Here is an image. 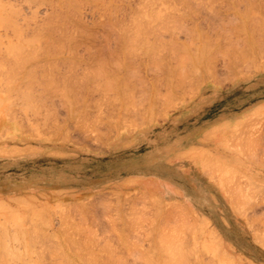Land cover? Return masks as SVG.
I'll use <instances>...</instances> for the list:
<instances>
[{
	"label": "rangeland",
	"instance_id": "374dc122",
	"mask_svg": "<svg viewBox=\"0 0 264 264\" xmlns=\"http://www.w3.org/2000/svg\"><path fill=\"white\" fill-rule=\"evenodd\" d=\"M113 1V5H117L118 9L117 11L115 7L114 16L110 15L109 11L107 12V8H105V4L103 6L101 5L102 3L99 4V1V3H94V1L89 4L83 3L75 13L74 20H77V22L73 21V16L71 17V23H74L71 24V27L73 26L76 31L78 28L80 30L78 34L74 30V34L71 35L73 44L71 45L70 43L68 50L51 51V54H55L53 56L47 51L48 47L47 43L44 42L45 38L41 36V33L35 31L44 26L48 17L54 13L52 3L56 2V0H0V15L3 10L4 12H9L17 25L22 29L21 32L23 34L21 33L22 36L19 34V38L24 36L23 39H19L14 35L12 28L0 26V203L4 204V208L0 206V224L6 221V224L11 229H15L14 225L16 224L11 221L12 217L15 218L17 216L21 223H23L24 228L26 227L33 234V244L36 242V245L34 244L35 250L43 258H46V261L42 264H61L63 258L59 259L58 256L62 255V252L64 254L67 253V257L73 259L74 264H90L83 262L79 257L91 258V250L94 254V251L99 253L97 254L98 256L100 255L99 258L101 259L99 263L102 264V259L104 261L108 254H111V250L109 251L110 253L105 250L109 248L113 249V256L122 258L123 264H148L151 258L155 260H150L152 264H164V262L166 264H171V262H173L172 264H196L200 262L199 257L209 264H211L210 262L218 264L217 260H220L219 257L225 259L224 262L223 259L221 260L222 264H264V245L262 244L264 243V221H261L262 225L259 221V218H264L263 55L260 56L257 53H252V56L251 52H249V55L253 57V61L246 59L244 63H241L244 65H240L239 70L233 73H226L222 66L219 65V72L216 76H213L214 78L206 76L205 79L203 76L199 80L197 79L196 82H191L192 84L187 83L189 86L186 85L185 91L181 90L184 93L180 91V93H176L177 96L173 95L174 98H170L173 100L169 99V102L172 101L171 103H168L166 99L164 100V95L162 94L163 96L157 102L158 104L156 103L154 107L151 106L153 109L149 108L148 105L146 106V104H141L140 108H138V112L140 113H136V111V114H133L135 109L133 111L130 110V114L126 111H117L119 107L116 108V102L112 97L113 92L109 91L106 93L97 90L96 87L102 83L99 82V79L97 81L96 79L90 80L87 84L88 91L82 93L84 96L79 98V101L76 102L77 105L75 104V108L73 106L70 109V106L67 105L68 98L65 96L66 94L70 95L68 87L66 88L65 85L67 86L68 80L71 77L73 79L77 77V81H82L87 73L91 74L95 71L94 67L99 62H104V59H107L106 64L110 66L112 61L122 54L120 53V50H122L120 47L122 46V41H124L122 39H125L124 36L126 35V38L128 36L132 37L135 35L133 32H137L140 28L138 26V29L135 27L136 22L139 25L138 22L142 21L140 24L144 26H140L146 29L144 23L147 19H151L153 21H150L152 27L148 26L147 29H154L158 25V20L161 24L167 23L166 27H169V25L172 27L174 21L178 20V23L175 22L178 25L183 19V22L184 20L185 22L188 20V26L193 24L195 27H198L199 31L202 30L201 27L207 31L211 26L216 27L218 31H221L223 27L234 30L236 28L235 31H237V27L241 24L242 26L246 25V27L241 28L239 33L235 32L231 37L233 40L242 42L246 41L245 39L248 37L250 39H255L258 36L262 38L264 34H261L264 32V0H250L251 3H255L252 4L255 5L251 11L252 13L249 11L250 15L244 13V11L249 10L247 7H252L249 0H247V3L249 2L250 4L241 0ZM100 5L104 8H100ZM141 6L144 7L142 8ZM229 7L233 8L229 9ZM185 8L192 9L183 10ZM193 9H199L198 12L202 13L200 20H198L200 18L199 14L197 16L196 13H193ZM215 11L221 12V17L216 18L219 15H214ZM176 12L182 15L186 13L187 15H183L185 18L181 19V15ZM191 14L197 16H195V24L192 23L195 19H192L193 15ZM137 15H139L138 18ZM247 15H249L250 20L247 18ZM255 15L257 16L254 17ZM258 16L262 19L257 18ZM115 17L119 18L116 19ZM153 19H157V21ZM247 19L250 24L260 25V28L258 25V29L262 32H257L259 35L255 33L258 36H254V33L250 31L252 25L248 28L250 24ZM197 21L202 22L199 23ZM147 22L149 23V20ZM185 22L183 24L185 28L179 27V32L173 29L175 30L174 32L171 29L172 32L163 30L165 32L162 33L160 32L161 30L157 29L160 32L158 35L157 32L151 33L153 34L151 35L152 37L149 34H147L149 37L145 35L146 39L147 37L150 38V40H147L153 42L154 45L149 42V44L147 43L142 46V42L139 40L137 46L141 47H139L140 50L138 49L137 52L140 53H137L135 56L136 60L132 61V65L138 69L139 74H137L138 76L136 75L133 82L135 87H146L145 83L147 81L148 84L153 82L155 78H158L154 71L157 68L153 69V66L150 68L152 64L151 57L155 50L159 54V56H156L157 58L170 63L176 61L174 57L170 59L174 54L169 56L172 53H169V51H172V48H169L170 50L167 51L169 46H173V42L175 41L173 36H176L175 39L179 40L175 41L178 43L177 46L181 43L184 46L189 45L188 43L190 42V45L192 44L193 37L187 31L185 32L187 28L189 29L188 26L186 28L187 22ZM112 25H115L113 26L115 29H113ZM153 26L155 27L153 28ZM212 27L211 29H214ZM117 28H119L122 39L117 38L119 33L118 31H116L117 33L114 31L118 30ZM253 28L251 27V29ZM243 29H245L246 33L242 32L244 31ZM150 30L147 32L149 33ZM205 31H202V33L208 32ZM184 32L185 34L188 33V37H185ZM33 33L35 35L38 34L39 40H36V36H33ZM154 34L158 36V39L155 38ZM246 35L248 37H245ZM29 36L32 39L34 37L33 44L32 40L28 39L30 38ZM24 38L29 42L31 41V44L25 41ZM171 38L172 41L174 40L173 42L169 41ZM258 38L255 40H263L264 42V36L262 39ZM165 39L169 45L164 41ZM187 40L189 42L186 43ZM136 42L134 41V43ZM159 42L165 43L167 46L163 47L162 44V47H160ZM197 42H193L194 45ZM15 43H22L26 47L24 48L23 45L15 46L18 47V49L16 48L18 52L14 49L11 53L10 50L15 48H11V46H14ZM10 44L12 45L10 46ZM73 45H75V49L72 50L74 52H71L70 55L69 52L71 50L69 51V49H72ZM190 48L187 51L193 52V48L191 50ZM174 49L177 48L174 47ZM113 50L117 53H114ZM111 52L117 56L112 55ZM110 53L114 56L112 61L111 56H109ZM34 55L38 56L35 60L33 59ZM17 57V61H20L19 66L22 65L20 66L22 67L21 69H18V65L16 66ZM101 57L104 58V61L100 59ZM120 57H122L123 61V55ZM25 58H31L32 61L20 60ZM72 59L76 63L73 61L71 63ZM87 63L89 64L87 65ZM146 65L147 68L145 67ZM6 67L11 71L8 72L9 70H6ZM149 68L152 71L148 70ZM50 71H53L52 74H50ZM116 71L118 72V70H114L115 73ZM26 73L33 74L34 77L33 75H31L33 78L31 76L28 77V74V78L24 77ZM118 73L120 74L121 72ZM161 73H159V76H162ZM35 74L37 75L35 76ZM119 74L115 75L120 76ZM141 74L144 75V78L140 77ZM154 76L157 77L154 78ZM138 77L142 79L140 80ZM23 78H27V81L32 78L30 79L32 81L29 80L31 84L28 83L30 85H26L27 81H23ZM34 78H36L35 81H33ZM50 78H52L51 81L54 83L49 82ZM46 81L50 83L49 86L46 83L47 87L45 86ZM142 81H144V85H142ZM148 85L150 86V84ZM196 86L197 89H195ZM64 87L68 91H65ZM51 88L52 91H50ZM28 90L34 93L30 96L32 98L31 102L33 101L32 106L28 104L27 106L25 104L26 101L23 102L24 99L27 100V97H29L28 93L25 92H29ZM60 90L66 92V94L63 95L64 93L62 94ZM23 93L28 96L25 95L26 98L23 97ZM33 95L36 98L35 103ZM54 96L56 97L54 98ZM44 98L46 103L43 101ZM41 100L43 103H41ZM163 102L166 104L163 105ZM145 106L152 109V112L150 110H148L150 113L146 112L144 110L146 109L144 108ZM35 107L37 109H34ZM85 107L87 110H85ZM85 111H88V113ZM141 111L144 112V115H142ZM55 112L57 113L55 114ZM138 115H140L139 118ZM136 117L137 119H135ZM99 118L101 122L98 120ZM81 119L84 120L81 121ZM126 120L131 121L126 122ZM120 121L123 122L121 123ZM106 126L110 127L111 132H109V128ZM152 177L160 178L161 181L153 180L151 179ZM227 178H229V181ZM246 195L249 196L245 197ZM235 196L237 197L235 198ZM187 197H190L192 201H189ZM231 197L233 200L230 199ZM244 199H248L247 203L243 201ZM240 201L242 204L248 205L244 207L245 211L242 210L243 208L241 209L242 204ZM239 203L241 207H239ZM104 205L107 206L105 207ZM77 209L79 212H77ZM43 210L44 212L42 213ZM67 210H70L72 213ZM38 213L43 214V217L40 214L37 215ZM83 213L87 215H83ZM67 214L69 217L65 218V215L68 216ZM182 214L185 217L184 221L181 219L183 216L181 218L178 216ZM63 217L68 223L65 224ZM131 217L134 223L130 220ZM42 218H46L47 220H45V227H47L45 230L47 233L51 235L53 233L55 235L59 234V237L65 227L69 234H72V237L74 236L78 244L68 245L67 243L66 245L65 243L61 246L62 250L60 251L62 252L60 253L58 246L51 245V242L42 239V237H35L37 235L35 231H38L37 229L41 227L40 225L43 222ZM252 218H254V221ZM263 218L260 220H264ZM4 219L5 221L2 222ZM113 220H115V223ZM251 220L256 222L253 224ZM36 224L39 227L37 229L33 228ZM88 229L91 230L88 231ZM150 231L152 232L150 233ZM90 232L91 234H89ZM164 232L167 234H164L162 238ZM172 232L178 233V239L177 236H174V233V237L166 239L168 242H165V237L168 238L169 234L171 236ZM93 234L95 235L93 236ZM89 237L92 239L91 246L94 248L90 247V245V248H86L87 246H85V244L88 245L87 241ZM160 237L162 238V243ZM181 238H184L182 242H180ZM90 241H88L89 244ZM129 241L133 244H129ZM174 241L177 243L174 244ZM104 242L106 244L109 242V244L106 245ZM123 243L128 244L125 245ZM134 243L137 245L135 246ZM159 243L162 247L159 246ZM38 244L41 245L39 246ZM161 244L166 246V250H164L165 248ZM179 244L183 246V253L187 248L191 250H189L190 253L186 250V253H184L186 256L184 258L182 256V259H180L181 257L179 258L180 253L178 252H182L180 250L181 246H178ZM101 245L103 247L106 245V248L103 250ZM138 245L143 249L138 247ZM128 246L130 250L132 249V253L128 249ZM14 248L16 250L19 249L18 255L20 257L17 263L14 262L15 264L26 261L36 264V261L32 262L37 259L36 253L27 251L28 249H26L24 243L21 241L14 242ZM127 249L130 252L129 255ZM159 249H161V252ZM104 251H106L105 254ZM195 251L197 252L199 262L197 260L194 262ZM140 254L148 255L147 258L149 257V260L147 258L144 259H147L146 261L148 262L145 261V263L143 255L140 256ZM138 258L142 260L138 261ZM215 261L217 262L215 263ZM64 263L66 261L62 262V264Z\"/></svg>",
	"mask_w": 264,
	"mask_h": 264
},
{
	"label": "bare ground",
	"instance_id": "6f19581e",
	"mask_svg": "<svg viewBox=\"0 0 264 264\" xmlns=\"http://www.w3.org/2000/svg\"><path fill=\"white\" fill-rule=\"evenodd\" d=\"M94 1V3L95 2H98L99 4H101V5H103V4H105V8H107V12L108 13H110V15H112V16H114V14H115V11H114V9H115V7H116V9H117V5L115 6V5H113V0H56V2H53L52 3V5H53V14H51L49 17H48V19H47V21L45 22V24H44V26H41L39 29H37L35 32H39V33H41L40 35L43 37V38H45L44 39V42H46L47 43V47H48V49H47V51L48 52H50V54H51V51H60V50H68V48H69V45H70V43H71V45L73 44L72 43V37H71V35L72 34H74V30H75V28L72 26L71 27V24H74V23H71V17L73 16V21L75 22H77V20H74V18H75V13L78 11V9L80 8V6L83 4V3H85V4H89V3H91V2H93ZM116 1V0H115ZM180 1V0H179ZM185 1V0H184ZM187 1V0H186ZM241 1H244V2H246L247 3V0L245 1V0H241ZM253 1V0H252ZM255 1V0H254ZM109 2V3H108ZM191 2V1H190ZM249 2H250V0H249ZM247 3V4H250V3ZM144 3H145V1H144ZM243 3V2H242ZM254 3V2H253ZM253 3H251V5L253 4ZM115 4V3H114ZM187 4V3H186ZM199 4V3H198ZM214 4H215V2H214ZM230 4V3H229ZM236 4H239V3H236ZM244 4V3H243ZM255 4V3H254ZM257 4V3H256ZM97 5V4H96ZM99 6L100 8L102 7V6ZM139 5H142V4H139ZM176 5V4H175ZM259 5V4H258ZM98 6V5H97ZM104 6V5H103ZM144 6H145V4H144ZM143 6V7H144ZM183 6V5H182ZM181 6V7H182ZM186 6V5H185ZM202 6V5H201ZM200 6V7H201ZM232 6V5H231ZM248 6H250V5H248ZM254 6L255 5H252V7H247V8H249V10L248 9H246V10H248V11H244V13L246 14H249L252 10H253V8H254ZM142 7V6H141ZM142 7V8H143ZM188 7V6H187ZM196 7V6H195ZM199 7V6H198ZM257 7V6H256ZM102 8H104V7H102ZM119 8V7H118ZM142 8H138V9H142ZM178 8V7H177ZM183 8V7H182ZM202 8V7H201ZM214 8V7H213ZM233 8V7H232ZM231 7H229V9H232ZM251 8V9H250ZM257 8H260V7H257ZM257 8H255L256 10H257ZM99 9V8H98ZM137 9V10H138ZM173 9V8H172ZM180 9V8H179ZM186 9H192V8H185V9H183V10H186ZM195 9H197V8H195ZM200 9V8H199ZM199 9L198 10H194L193 9V13H196L197 14V16H198V14H199V17H200V15H202V13H199L198 11H199ZM203 9V8H202ZM244 9V8H243ZM263 9H264V7H263ZM120 10V9H119ZM170 10V9H169ZM201 10V9H200ZM204 10V9H203ZM209 10V9H208ZM234 10V9H233ZM105 12H106V10H104ZM117 11H118V9H117ZM143 11V10H142ZM175 11V10H174ZM250 11V12H249ZM102 12H103V9H102ZM106 12V13H107ZM121 12V11H120ZM179 12H180V10H179ZM178 12V13H179ZM182 12V11H181ZM185 12V11H184ZM198 12V13H197ZM240 12V11H239ZM104 13V12H103ZM105 13V14H106ZM177 13V12H176ZM177 13V14H178ZM252 13V12H251ZM250 13V14H251ZM255 13H256V11H255ZM13 14V13H12ZM140 14V13H139ZM154 14H156L155 12H154ZM180 14V13H179ZM186 14V13H185ZM185 14H183V15H185ZM211 14V13H210ZM216 14H218L219 16H217ZM234 14V13H233ZM249 14V15H250ZM257 14V13H256ZM181 16H180V18L182 19V18H185V16L183 17V15L182 14H180ZM187 15V14H186ZM191 15H193L194 16V18H193V16H192V19L194 20L195 19V21L194 22H192V23H194L195 24V22H196V15H194V14H191ZM207 15V14H206ZM214 15H216L217 17L216 18H219V17H221V12L219 13V11H215V14ZM237 15V14H236ZM244 15V14H243ZM249 15H247L248 17V19H249ZM259 15V14H258ZM119 16V15H118ZM138 16L139 15H137V18H138ZM196 16V17H195ZM211 16H212V14H211ZM210 16V17H211ZM238 17H240L239 15H237ZM245 16V15H244ZM252 16V15H251ZM257 15H255L254 17H256ZM260 16V15H259ZM257 17V18H260V17ZM264 16V15H263ZM262 16V17H263ZM125 17V16H124ZM135 17H136V15H135ZM140 17L142 18V16L140 15ZM156 17V16H155ZM116 18V17H115ZM117 18H119V17H117ZM116 18V19H117ZM253 18V17H252ZM112 19H113V17H112ZM115 19V20H116ZM158 19V18H157ZM157 19H153V20H156L157 21ZM160 19V18H159ZM201 19V17L200 18H198V20H200ZM213 19V18H212ZM242 19V18H241ZM240 19V21H242L243 22V20H241ZM244 19H246V18H244ZM247 19V21H248V23L250 24V22H249V20ZM260 19H262V18H260ZM114 20V21H115ZM136 21H139L138 19H135ZM147 20H149V23L147 22ZM146 20V22H145V20H143V22H145L144 24H145V26H146V29L148 28V26H151L152 27V25H150L151 23H150V21L151 22H153L151 19H147ZM215 20V19H214ZM113 21V22H114ZM120 21V20H119ZM159 21V20H158ZM157 21V23H158V25H156V27L155 26H153V28L154 29H152V28H149V29H151L150 30V32L148 33L147 31H149V29H147V31H146V29H144V25L143 24H140V22H142V21H139L138 23H139V25H137V22H136V28H137V26H138V28L140 29H138L137 30V32H133V33H135V35L134 36H132V37H130V36H128V38H126L124 35V38L125 39H122L121 37V35H120V31H119V28H117L118 30H114L115 32L116 31H118V33H119V35H118V37L117 38H121L122 40H124V41H122V42H120V43H122L119 47H120V49L122 48V50H120V53H122L121 55H123V61H122V57H118L117 59H114V61H112V58L114 57V56H112V55H116V54H114V53H117V52H115L114 50V53H112V55H111V53H110V55L109 56H111V61H112V64H110V66H112V67H110L108 64H106L107 63V59H104V58H100L101 60H103L104 62H99L98 64H100V65H98L97 64V66L96 67H94L95 68V71H93L91 74H89V73H87V75L84 77V79H82V77H81V79H82V81H77V77H76V79H73L72 77H71V79H69L68 81V83H67V86L65 85V87L67 88L68 87V90L64 87L63 89L66 91H68L69 93H70V95L68 96L67 94H66V92H64V91H62V90H60L61 92H62V94L63 95H65V96H67V105H69L70 106V109L74 106V108L76 107L75 106V104H76V102H78L79 101V98H81L82 96H84V94L82 95V93H84V92H87L88 91V89H87V84L90 82V80L92 81L93 79H96V81L99 79V82L101 83V84H99V82H98V84H99V86L96 84V86H98V87H96L97 88V90H101V91H103V92H113V100L116 102V108L117 107H119V108H117V111L118 110H120L121 112L122 111H126L127 113L130 111V110H134L135 109V111H133V114L136 112V113H140V112H138V108H140L139 106L141 105V104H146V106L148 105L149 106V108L151 107V106H155V104L158 102V101H160L161 100V98H162V96L164 95V100L166 99V101L168 100V103H171V102H169V99L170 98H174V96L176 95V93H180V91L181 90H184L185 89V87H186V85L187 86H189V84H187V83H193V82H196L197 81V79L199 80V78H201V77H205V79H206V76L207 77H213V76H216L217 75V73L219 72V70H218V67H219V65H221L222 66V68L224 69V71H226V73H228V72H237V70H239L238 68H239V66L241 65H244V64H241V63H244L245 62V60L246 59H251V60H249V61H253V54H256L257 53V55H260V56H264V42H263V40L261 41V40H255V39H257L258 37H260V36H258L259 34L257 33V32H259V33H261L260 31H259V29H258V25L259 24H250V25H248V28H249V26H251L252 28H253V26H256V27H254L253 29H251V27H250V31H252L253 33H254V36H258V37H255V39H250L247 35L245 36V37H248L247 39H245L246 41H242V42H240V41H237V40H233L232 39V37L231 36H233L234 35V33L236 32V33H239V31L241 30V28H244V27H246V25H241V24H239V27H237V31H235L236 30V28H235V30L234 29H232V28H227V27H223L222 29H221V31H218L217 30V28L216 27H212L211 25V27L212 28H214V29H211V27H210V29L209 30H207V31H205L206 29L205 28H202L201 27V31H199L198 30V27H195L193 24V27H192V25L190 24L189 26H188V20H186V22H187V25H186V28H187V26L189 27V29L187 28L186 30H185V32L187 31L192 37H193V41L192 40H190V41H192V44L190 45V43H188L189 45H187V46H184V44H179V46H181V47H179V46H177L178 45V43H176L175 41H179L178 39H175V37L176 36H173V39L175 40H173L172 41V38L171 39H169V41L171 40V42H173V46L172 47H168V50L167 51H169L170 49L169 48H172V51H169V53L170 52H172V53H170V55L169 56H171V54L173 55V56H171V58L170 59H173V57H174V59H176V61L173 63V62H166V61H164V60H161V58L159 59V58H157L156 56L158 55L159 56V54H157L158 52H156V50L154 51V53H153V56L151 57V62H152V64L150 65V68L152 67L153 69H155V68H157L156 70H154L155 72H156V75L158 76V78H155V77H157V76H154V80H153V78H152V80H153V82H150V83H148V84H150V86L147 84V82L145 83V85H147L146 87H143V88H137V87H135V84L133 83L134 82V79H135V77H136V75L138 74V69L136 68V67H134L133 65H132V61L134 62V60H136L135 59V56H136V54L137 53H140V52H137V50L139 49L140 50V48L139 47H141V46H137V43L139 42V40L142 42V46H144L145 44H149V42H151V41H149L150 40V38H148L149 36H151V35H153V34H151V33H155V32H157V35H158V33H160V32H162V33H164L163 32V30H168V32H172V31H174L175 32V30L176 31H178L179 30V27H184L185 28V26L183 25L184 24V22H185V20H184V22H183V19H182V21L179 23L180 24V26H179V24L177 25V23H178V20L177 21H174L173 22V25H172V27L169 25V27H166L165 25H167V23L165 24L164 22H162V21H160V22H162V23H164V24H161V23H159ZM190 22H191V20H189ZM258 21V20H257ZM263 21V20H262ZM262 21H261V23H262ZM175 22H177V23H175ZM185 22V23H186ZM197 22H199V23H201L200 21H197ZM209 22H210V20H209ZM241 22V23H242ZM252 22V21H251ZM117 23H119V22H117ZM174 23H175V25H174ZM198 23V24H199ZM212 23V22H211ZM244 23H245V21H244ZM243 23V24H244ZM77 24V23H76ZM114 24V23H113ZM134 24V23H133ZM147 24V25H146ZM263 24H264V22H263ZM111 25V24H110ZM118 25V24H117ZM140 25H143V26H140ZM160 25V26H159ZM161 25H162V27H161ZM164 25V26H163ZM197 25V24H196ZM0 26H6V27H9V28H12V30L14 31V35H16L18 38H19V36L21 35V33L23 34V32H21L22 31V29L17 25V23L15 22V20H14V18H12V15L9 13V12H4V10H3V12H2V14L0 15ZM113 26H115V25H112V27ZM161 27V28H159V27ZM174 26H176L175 28H173ZM242 26V27H241ZM178 27V28H177ZM263 27H264V25H263ZM71 28H73L71 31H70V29ZM136 28H135V30H136ZM163 28V29H162ZM164 28H166V29H164ZM183 28V29H184ZM190 28H193V29H190ZM259 28H260V25H259ZM113 29H115L114 27H113ZM157 29H159V31L156 30ZM171 29H172V31H171ZM173 29H175V30H173ZM204 29V30H203ZM131 31H132V29H130ZM153 30V31H152ZM244 31H242V32H245L246 33V31H245V29H243ZM255 30H257V31H255ZM263 30V29H262ZM76 31V30H75ZM79 28H78V30L76 31L77 32V34L79 33ZM130 31V32H131ZM139 31H141L140 33H139ZM202 31H205V32H207V33H202ZM179 32V31H178ZM177 32V33H178ZM185 32H184V34H185ZM117 33V32H116ZM132 33V32H131ZM161 33V34H162ZM180 33H182V32H180ZM179 33V34H180ZM188 33H186L185 34V37L188 35ZM255 33H257L258 35H255ZM264 32H262L261 34H263ZM20 34V35H19ZM34 34V33H33ZM37 34V33H36ZM80 34H82L81 32H80ZM147 34H149V36L147 35ZM19 35V36H18ZM38 35V34H37ZM37 35H33V36H36V40H39L38 38H39V36H37ZM128 35H129V32H128ZM145 35H147L148 37H147V39H149V40H147L146 39V37H145ZM155 35V34H154ZM22 36V35H21ZM120 36V37H119ZM156 36V35H155ZM262 36V35H261ZM263 36H264V34H263ZM263 36H262V38H263ZM24 37V36H23ZM23 37H20V38H22L23 39ZM27 37V36H26ZM30 37V36H29ZM152 37V36H151ZM158 36H156L155 38H157ZM188 37V36H187ZM19 38V39H20ZM133 38H136L137 39V42H136V39H133ZM154 38V37H153ZM261 38V37H260ZM260 38H258V39H260ZM261 38V39H262ZM25 39V41H27L26 40V38H24ZM28 39H31L32 40V44L34 43V37H33V39H32V37H30V38H28ZM158 39V38H157ZM240 39V38H239ZM197 40H199V42H197ZM222 40H224V41H222ZM24 41V40H23ZM24 41V42H25ZM116 41H118V40H116ZM119 41H120V39H119ZM134 41L136 42V43H134ZM164 41H166V39L164 40ZM27 42H29V41H27ZM31 42V41H30ZM29 42V43H30ZM36 42V41H35ZM167 42V41H166ZM187 42H189L188 40L186 41V43ZM195 42H197L196 43V45H194V43ZM41 43V42H40ZM119 43V42H118ZM153 45H154V43L153 42H151ZM168 43V42H167ZM17 43H15V45L13 46L12 44H10V46H11V48H13V47H15V46H19V45H23V47H24V44H22V43H19V44H17ZM31 44V43H30ZM45 44V43H44ZM75 44V43H74ZM159 46L160 47H164V46H167V44L165 45V43L163 44L162 42L160 43L159 42ZM163 44V45H162ZM176 44V45H175ZM43 45V44H42ZM119 45V44H118ZM162 45V46H161ZM168 45H169V43H168ZM27 46H28V43H27ZM74 46L75 45H73L72 46V49H69V54L71 53V52H74V51H72V50H74L75 48H74ZM152 46V45H151ZM158 45H157V47H159ZM192 46V48H190ZM26 47V46H25ZM24 47V48H25ZM41 47V46H40ZM116 47H117V44H116ZM118 47V48H119ZM174 47H176L177 49H174ZM187 47H189L190 48V50L192 49L193 50V52H189V51H187L188 49H187ZM196 49H195V48ZM1 48V47H0ZM10 48V47H9ZM18 49V47H15V48H13V49H11L10 51H11V53H12V51L15 49L16 51H17V49ZM28 48V47H27ZM44 48V47H43ZM71 48V47H70ZM21 49H23V48H21ZM20 49V50H21ZM163 49H165V48H163ZM19 50V51H20ZM116 50V49H115ZM118 50V49H117ZM147 50V49H146ZM161 50V49H160ZM0 51H1V49H0ZM122 51V52H121ZM149 51V50H148ZM3 52H4V49H3ZM15 52V51H14ZM18 52V51H17ZM34 52H35V50H34ZM53 52V53H54ZM142 52L143 53H145L143 50H142ZM150 52V51H149ZM249 52H251V54H252V56L251 55H249ZM58 53V52H57ZM48 54V53H47ZM50 54H48V55H50ZM163 54V53H162ZM51 55H53V54H51ZM50 55V56H51ZM57 55V54H56ZM71 55V54H70ZM144 55V54H143ZM161 55V54H160ZM27 56H29V55H27ZM36 56V57H35ZM53 56H55V54L53 55ZM117 56V55H116ZM145 56V55H144ZM251 56V57H250ZM259 56V57H260ZM9 57V56H8ZM38 56L37 55H34V60L37 58ZM94 57V56H93ZM97 57V56H96ZM146 57V56H145ZM164 57V56H163ZM246 57V58H245ZM249 57V58H248ZM1 58V57H0ZM12 58V57H11ZM23 58V57H22ZM106 58H108V57H106ZM116 58V57H115ZM128 59V60H127ZM146 59H148V58H146ZM255 59V58H254ZM18 60V57H17V59H16V62H17V64H16V66L18 67V69H21L22 67H20V66H22V65H20L19 66V64H20V61H17ZM20 60H22V61H29V60H31L32 61V59L31 58H25V59H20ZM57 60V59H56ZM93 60V59H92ZM119 60H121V61H119ZM150 60V59H149ZM75 62V60L74 59H72L71 60V63H73V62ZM111 61H109V63H111ZM6 62V61H5ZM68 62V61H67ZM113 62H114V64H113ZM4 63V62H3ZM3 63H2V65H3ZM25 63V62H24ZM27 63V62H26ZM36 63V62H35ZM49 63V62H48ZM64 63H66L65 61H64ZM69 63V62H68ZM76 63V62H75ZM128 63V64H127ZM247 63V62H246ZM89 63H87V65H88ZM95 64H96V61H95ZM50 65H52V64H50ZM148 65V64H147ZM147 65L145 66L146 68H147ZM4 66H6L5 64H4ZM15 66V67H16ZM92 66V65H91ZM240 66V67H241ZM20 67V68H19ZM54 67V66H53ZM260 67V66H259ZM4 68V67H3ZM14 68V67H13ZM35 68V67H34ZM109 68H112V69H114V70H118V72H121L120 74L116 71V73L114 72V70H112V69H109ZM135 68H136V70H135ZM148 69V70H151V69ZM221 68V67H220ZM246 68V67H245ZM248 68V67H247ZM1 69V68H0ZM44 69V68H43ZM51 69V68H50ZM49 69V70H50ZM53 69V68H52ZM56 69H58V68H56ZM69 69V68H68ZM6 70H9V69H7V67H6ZM17 70V69H16ZM87 70V69H86ZM120 70V71H119ZM122 70V71H121ZM146 71H148L147 69H145ZM3 71V70H2ZM1 71V72H2ZM11 70H9L8 72H10ZM20 71V70H19ZM124 71V72H123ZM152 71V70H151ZM158 71H160V72H162L161 74H162V76H163V78H162V76H159L160 74V72H158ZM7 72V71H6ZM12 72H13V69H12ZM17 73H19L18 71H16ZM15 72V73H16ZM52 72L53 71H50V74H52ZM88 72V71H87ZM239 72V71H238ZM15 73H14V75H15ZM16 73V74H17ZM20 73H22V72H20ZM31 73H33V72H31ZM124 75H123V74ZM149 73V72H148ZM158 73V74H157ZM27 74L28 73H26V75H24V77L26 76L27 77ZM34 74V73H33ZM33 74H31V75H33ZM115 74H119L120 76H118V75H115ZM121 74H122V76H121ZM144 74V73H143ZM143 74H141L140 75V77H143L144 78V75ZM237 74V73H236ZM3 75H5L4 73H3ZM10 75H11V77H12V74L10 73ZM30 74H28V77L29 76H31ZM37 74H35V76H36ZM43 75V74H42ZM47 75V74H46ZM139 75V74H138ZM137 75V76H138ZM143 75V76H142ZM7 76V75H6ZM5 76V77H6ZM9 76V75H8ZM19 76V75H18ZM64 76V75H63ZM148 76V75H147ZM146 76V77H147ZM220 76V75H219ZM228 76V75H227ZM27 77V78H28ZM32 77V76H31ZM33 77H34V75H33ZM32 77V78H33ZM74 77V76H73ZM140 77H138V79H140ZM145 77V78H146ZM149 77V76H148ZM225 77V76H224ZM232 77V76H231ZM4 78V77H3ZM14 78V77H13ZM21 78V77H20ZM27 78H23V81L24 80H26L27 81ZM32 78H30V79H32ZM37 78V77H36ZM36 78H34L33 79V81H35L36 80ZM46 80H47V78H48V76H47V78L46 77H44ZM214 78V77H213ZM229 78H230V75H229ZM17 79H18V77H17ZM29 79V80H30ZM39 79V78H38ZM51 79L52 78H50V80H49V82L51 83V82H53V81H51ZM81 79H79V80H81ZM142 79V78H141ZM140 79V80H141ZM148 79V78H147ZM5 80V79H4ZM12 80V79H11ZM19 80V79H18ZM29 80L27 81V83H26V85L28 84V83H30L29 82ZM66 80V79H65ZM139 80V81H140ZM17 81V80H16ZM30 81H32V80H30ZM40 81V80H39ZM38 81V82H39ZM201 81V80H200ZM49 82H45V86L47 85L46 83H48V86L50 85V83ZM66 82V81H65ZM94 82H95V80H94ZM144 81H142V83H143ZM9 83V82H8ZM7 83V84H8ZM21 83V82H20ZM35 83V82H34ZM37 83V82H36ZM54 83V82H53ZM141 83V84H142ZM191 83V84H192ZM3 84H5V83H3ZM6 84V85H7ZM22 84H24V83H22ZM31 84V83H30ZM30 84H28V86L30 85ZM93 84V83H92ZM140 84V85H141ZM25 85V84H24ZM41 86H42V84H40ZM44 85V84H43ZM142 85H144V83L142 84ZM193 85H195V84H193ZM4 86V85H3ZM20 86V85H19ZM27 86V87H28ZM31 86H33V85H31ZM31 86H30V88H31ZM54 86V85H53ZM92 86V85H91ZM5 88H6V86H4ZM47 87V86H46ZM51 87V86H50ZM192 87H194V86H192ZM62 88V87H61ZM26 89V88H25ZM29 89V88H28ZM162 89H164L165 90V92H164V90H163V92H162ZM189 89V88H188ZM195 89H197V86L195 87ZM13 90V89H12ZM31 90H33V89H31ZM41 90V89H40ZM9 91V90H8ZM29 92H27V91H25L26 93H28V95H29V97H27V100L26 99H24L23 100V102L24 101H26L25 102V104L27 105H31L32 106V102H31V97L30 96H32V94H34V93H32L30 90H28ZM49 91V90H48ZM50 91H52V88H51V90ZM49 91V92H50ZM60 91H58V92H60ZM185 91V90H184ZM184 91H181V92H183L184 93ZM192 91V90H191ZM55 92V91H54ZM60 92V93H61ZM91 92V91H90ZM89 92V93H90ZM30 93V94H29ZM50 93H52V92H50ZM20 94V93H19ZM24 94V93H23ZM46 94V93H45ZM56 94V93H55ZM86 94V93H85ZM163 94V95H162ZM26 94H24L23 95V97H25L26 98V96H28V95H26ZM47 95V94H46ZM45 95V96H46ZM61 95V94H60ZM174 95V96H173ZM180 95V94H179ZM14 96V95H13ZM34 96V95H33ZM49 96V95H48ZM57 96H59V95H57ZM65 96H62V97H65ZM86 96V95H85ZM177 96V95H176ZM20 97V96H19ZM56 96H54V98H55ZM167 97V98H166ZM46 98V97H45ZM45 98H44V102H45ZM66 98V97H65ZM104 98V97H103ZM23 99V98H22ZM38 99V98H37ZM83 99V98H82ZM106 99V98H105ZM39 100V99H38ZM37 100V101H38ZM42 100H41V103H43L42 102ZM64 100V99H63ZM170 100H173V99H170ZM107 101V100H106ZM165 101V102H166ZM36 102V98H35V96H34V103ZM39 102V101H38ZM86 102V101H85ZM97 102V101H96ZM165 102H163V105H165L166 103ZM46 103V102H45ZM52 103V102H51ZM95 103V102H94ZM81 104V103H80ZM158 104V103H157ZM175 104V103H174ZM21 105V104H20ZM27 105V106H28ZM77 105V104H76ZM79 105V104H78ZM169 105H173V104H169ZM48 106V105H47ZM50 106V105H49ZM88 106H89V104H88ZM144 107V108H146V109H144L146 112H148V110H152L153 109V107H151L152 109H149L148 107ZM158 106V105H157ZM167 106H168V104H167ZM80 107V106H79ZM78 107V108H79ZM86 107H87V104H86ZM86 107H85V110H87L88 109V107H87V109H86ZM102 107V106H101ZM28 108V107H27ZM31 108H33V107H31ZM38 108H39V106H38ZM74 108H73V110H74ZM97 108V107H96ZM95 108V109H96ZM148 108V109H147ZM34 109H37V107H35ZM80 109V108H79ZM155 109H156V107H155ZM81 110H82V108H81ZM89 110V109H88ZM33 111V110H32ZM35 111V110H34ZM50 111H52V110H50ZM49 111V112H50ZM150 111L148 112V113H150ZM85 112H87L88 113V111H85ZM84 112V113H85ZM142 112V111H141ZM152 112V111H151ZM45 113V112H44ZM57 112H55V114H56ZM131 112H129V114H130ZM135 113V114H136ZM86 114V113H85ZM40 115H42L41 113H40ZM51 115V114H50ZM83 115V114H82ZM89 115H90V112H89ZM142 115H144V112H142ZM45 116V115H44ZM48 116H49V114H48ZM66 116V115H65ZM124 116V115H123ZM139 116L140 115H138V118H139ZM34 117H35V115H34ZM42 117V116H41ZM50 117V116H49ZM48 117V118H49ZM55 117H58V116H55ZM54 117V118H55ZM125 117V116H124ZM123 117V119H125ZM128 117V116H127ZM127 117H126V119H127ZM82 118V117H81ZM101 118V117H100ZM100 118L98 119L99 121H100ZM133 119H134V117H132ZM46 119V118H45ZM58 119V118H57ZM103 118H101V120H102ZM135 119H137V117L135 118ZM82 120H84V119H81V121ZM109 120V119H108ZM122 120V119H121ZM46 121V120H45ZM103 121H104V119H103ZM125 121V120H124ZM128 120H126V122H127ZM129 121H131V120H129ZM128 121V122H129ZM137 121V120H136ZM55 122V121H54ZM63 123H64V121H62ZM101 122V121H100ZM106 122V121H105ZM108 123H109V121H107ZM121 122V121H120ZM123 122V121H122ZM121 122V123H122ZM40 123H41V121H40ZM45 123V122H44ZM50 123V122H49ZM62 123V124H63ZM94 124V123H93ZM97 124V123H96ZM105 124V123H104ZM123 124H125V123H123ZM130 124V123H129ZM133 126H134V124L133 123H131ZM43 126H44V124H43ZM42 126V127H43ZM47 127V126H46ZM106 127H108V126H106ZM109 128V129H108ZM107 129L109 130V132H111L110 130V127H108ZM133 128V127H132ZM67 129V128H66ZM126 129V128H125ZM49 130V129H48ZM113 133V132H112ZM111 133V134H112ZM200 157V156H199ZM220 157V156H219ZM200 163V162H199ZM206 163V162H205ZM209 163V162H208ZM202 164H204L203 162H202ZM207 164V163H206ZM201 165V164H200ZM204 166L206 167V165L204 164ZM222 167V166H221ZM224 167V166H223ZM201 168H203V167H201ZM209 169V168H208ZM203 170H204V168H203ZM222 170V169H221ZM227 171V170H226ZM229 172V171H228ZM156 174V173H155ZM226 174V173H225ZM157 175V174H156ZM224 177H226V176H224ZM228 177V176H227ZM151 179H153V180H157V181H161L160 180V178H155V177H152ZM162 179V178H161ZM227 180L229 181V178H227ZM226 181V180H225ZM224 181V182H225ZM227 181V182H228ZM231 181V180H230ZM165 182H167V181H165ZM221 183V182H220ZM222 183H223V179H222ZM233 186V185H232ZM231 186V187H232ZM239 186V185H238ZM235 187V186H234ZM233 188V187H232ZM235 190V189H234ZM237 190V189H236ZM229 193H230V191H229ZM227 194V193H226ZM231 195V194H230ZM233 195V194H232ZM247 196H249V195H246L245 197H247ZM191 197L193 198V196L191 195ZM234 197V196H233ZM237 196H235V198H236ZM188 198V200L190 201H192V199L190 198V197H187ZM244 198V197H243ZM248 198H250V197H248ZM230 199H232V197L230 198ZM102 200V199H101ZM233 200V199H232ZM240 200V199H239ZM238 200V201H239ZM247 200L248 199H244L243 201L245 202V203H247ZM3 201V200H2ZM1 201V202H2ZM108 202V201H107ZM106 202V203H107ZM234 202V201H233ZM192 203V202H191ZM235 203V202H234ZM240 203L242 204V202L240 201ZM240 203H239V205H240ZM245 203H243L242 204V207H241V205L239 206V207H241V209L242 210H244L245 211V209H244V207L247 205V204H245ZM1 204H3V203H0V206L2 207V208H4V204L3 205H1ZM245 204V205H244ZM236 205V204H235ZM234 205V206H235ZM83 206V205H82ZM105 206V205H104ZM107 206V205H106ZM105 206V207H106ZM179 206V205H178ZM237 206V207H238ZM248 206V205H247ZM0 207V208H1ZM160 207H161V205H160ZM78 208V207H77ZM90 209H92L91 207H89ZM236 208V207H235ZM43 209H45V208H43ZM79 209V208H78ZM78 209H77V212H79L78 211ZM82 209V208H81ZM110 209H111V207H110ZM165 209V208H164ZM239 209V208H238ZM237 209V210H238ZM4 210V209H3ZM72 210V209H71ZM80 210V209H79ZM82 210H85V209H82ZM159 210V209H158ZM170 210V209H169ZM168 210V211H169ZM182 210V209H181ZM185 210V209H184ZM187 210V209H186ZM240 210V209H239ZM68 211V210H67ZM70 211V210H69ZM68 211V212H69ZM81 211V210H80ZM92 211V210H91ZM166 211V210H165ZM183 211V210H182ZM44 212V210L42 211V213ZM71 212V211H70ZM86 212V211H85ZM184 212V211H183ZM240 212V211H239ZM72 213V212H71ZM74 213V212H73ZM97 213V212H96ZM168 213V212H167ZM172 213V212H171ZM176 213V212H175ZM188 213V212H187ZM186 213V214H187ZM245 213V212H244ZM40 214V216L41 217H43V214L41 215V213H38L37 215H39ZM80 214V213H79ZM84 214H86V213H83V215ZM68 215V214H67ZM69 215H70V213H69ZM69 215L68 216H66L65 215V218H68L69 217ZM82 215V214H81ZM87 215V214H86ZM85 215V216H86ZM14 216V215H13ZM45 216V215H44ZM63 216V215H62ZM89 216V215H88ZM145 216V215H144ZM180 218H181V216H183V214L182 215H178ZM25 217V216H24ZM84 217V216H83ZM118 217V216H117ZM130 217V216H129ZM147 217V216H146ZM156 217V216H155ZM257 217V216H256ZM16 218V219H15ZM12 217V221L11 222H13V223H15L16 225H14L15 226V229H11L10 228V226H8L7 224H6V221H5V219L4 220H2V222L3 221H5V223L3 222V223H1L0 224V264H15L14 262H16L17 263V261H18V259H20V257H19V252H18V250H16L15 248H14V242H19V241H21L22 243H24V245L26 246V249H28L27 251H31V252H35L36 253V255H37V259L36 260H33V258H32V262H35L36 261V264H42V263H44L46 260V258H43L42 257V255L38 252V251H36L35 249H36V247H35V245L33 244V241H34V237H33V234L31 233V231L29 230V229H26V227L24 228V226H23V223H21V221L19 220V218L16 216V217ZM64 218V217H63ZM64 218V220H65V224L66 223H68L67 221H66V219ZM121 218V217H120ZM184 216H183V218H181V219H183V221H184ZM263 218V217H262ZM262 218H259V221L261 222H263L264 220H260V219H262ZM15 219V220H14ZM43 219V218H42ZM70 219H71V217H70ZM79 219V218H78ZM87 219V218H86ZM166 219H168V218H166ZM174 219V218H173ZM206 219V218H205ZM251 219V218H250ZM264 219V218H263ZM46 218L45 219H43V222L41 223V227L39 228L38 226H37V224L36 225H34L33 226V228H36L37 229V227L39 228V229H37L38 231H35L36 232V234L37 235H35V237H42V239H44V240H48L49 242H51L52 244L51 245H54V246H58V250L60 251V250H62L61 248V246H63L65 243H66V245H67V243H68V245H73V244H75V243H77L78 244V242L75 240V238H74V236L72 237L70 234H69V232H68V230L64 227V230H63V232H62V234H61V236H59L58 237V235H55L54 233H53V235H51V234H49V233H47V231L45 230V228H47V227H45L46 226ZM85 220V219H84ZM83 220V221H84ZM118 220V219H117ZM129 220V219H128ZM131 221H133V219H132V217H131V219H130ZM140 220V219H139ZM141 220H142V218H141ZM169 220V219H168ZM188 220V219H187ZM252 220L254 221V218H252ZM251 220V221H252ZM256 220V219H255ZM26 221V220H25ZM86 221V220H85ZM95 221V220H94ZM114 221V223H115V220H113ZM136 221V220H135ZM204 221V220H203ZM250 221V222H251ZM251 222V223H255V222ZM140 222V221H139ZM258 222V221H257ZM261 222V225L263 224ZM63 223V222H62ZM86 223V222H85ZM132 223H134V221L132 222ZM141 223H142V221H141ZM140 223V224H141ZM182 223V222H181ZM259 223V222H258ZM6 224V225H5ZM82 224V223H81ZM89 224V223H88ZM131 224V223H130ZM151 224H152V222L150 223V226H151ZM178 224V223H177ZM196 224V223H195ZM257 224V223H256ZM86 225H87V223H86ZM141 225H143V224H141ZM145 225V224H144ZM165 225H167V224H165ZM48 226V225H47ZM79 226V225H78ZM91 227V226H90ZM141 227H143V226H141ZM195 227V226H194ZM68 228V227H67ZM84 229V228H83ZM92 229V228H91ZM90 229V230H91ZM112 229H114V228H112ZM111 229V230H112ZM117 229V228H116ZM136 229V228H135ZM134 229V230H135ZM169 229V228H168ZM187 229V228H186ZM188 229H190V228H188ZM61 230V231H62ZM89 229H88V231H90ZM115 230V229H114ZM172 230V229H171ZM185 230V229H184ZM176 231V230H175ZM189 231V230H188ZM111 232V231H110ZM121 232V231H120ZM136 232V231H135ZM152 231H150V233H151ZM177 232V231H176ZM193 232V231H192ZM117 233V232H116ZM175 232H172L171 234V236H170V234L168 235V238L167 237H165V239H164V241L165 242H168V240L166 241V239H171L172 238V236H173V234H174ZM88 234V233H87ZM89 234H91V232L89 233ZM88 234V235H89ZM149 234V233H148ZM147 234V235H148ZM164 234H167V233H163V235H162V238H163V236H164ZM177 234V235H176ZM195 234V233H194ZM55 235V236H54ZM88 235H86V236H88ZM95 234H93V236H94ZM146 235V236H147ZM151 235V234H150ZM183 235H184V233H183ZM149 236V235H148ZM147 236V237H148ZM160 236V235H159ZM170 236V237H169ZM174 236H177V239H178V233H175L174 234ZM173 236V237H174ZM262 236H263V234H262ZM196 237V236H195ZM122 238V237H121ZM161 237H160V240L162 239ZM184 238H185V235H184ZM183 238V239H184ZM258 238V237H257ZM263 238V237H262ZM261 238V239H262ZM37 239V238H36ZM182 238L180 239L181 241L180 242H182V240H183ZM261 239H260V242H261ZM18 240V241H17ZM89 240H91L90 241V244H89ZM128 240V239H127ZM130 240V239H129ZM159 240V241H160ZM173 240H175V239H173ZM263 240V239H262ZM88 241H87V243H88V245L87 244H85V246H87L86 248H88L89 247V245H90V247H93V246H91V244H92V239H90V237H89V239H88ZM95 241V240H94ZM97 241V240H96ZM106 241H108V240H106ZM121 241V240H120ZM171 241V240H170ZM169 241V242H170ZM176 241H178V240H176ZM99 242V241H98ZM113 242V241H112ZM133 242V241H132ZM163 241L161 240V243H162ZM105 243V242H104ZM129 244H133V243H131V241H129L128 242ZM128 243H123V244H128ZM136 243V242H135ZM135 243H134V245H135ZM175 243H177V242H175L174 241V244ZM184 243V242H183ZM193 243V242H192ZM262 243V242H261ZM19 244V243H18ZM98 244V243H97ZM106 244V243H105ZM109 244V242L106 244V245H108ZM111 244V243H110ZM137 244H138V242H137ZM136 244V245H137ZM152 244V243H151ZM165 244V243H164ZM170 244V243H169ZM187 244V243H186ZM196 244V243H195ZM194 244V245H195ZM201 244H203V243H201ZM263 245H264V243H262ZM22 245V244H21ZM39 246L41 245V244H38ZM99 245V244H98ZM106 245H104V247L102 246V248H103V250L106 248L105 246ZM135 245V246H136ZM161 245H163V244H161ZM16 246V245H15ZM100 246V245H99ZM110 246H112V245H110ZM110 246H107V247H110ZM140 246L142 247V245L140 244ZM139 245H138V247H140ZM159 246H160V243H159ZM178 246H181L180 244L178 245ZM193 246V245H192ZM191 246V247H192ZM204 246V245H203ZM203 246H201L203 249H204V247ZM42 247H44V246H42ZM60 247V248H59ZM89 247V248H90ZM140 247V248H141ZM160 247H162V246H160ZM163 247L165 248L166 246H164L163 245ZM182 247L183 246H181V248H180V250L182 251V252H178V253H180L179 254V258L180 259H182V256H183V258H184V256H186V255H184V253H186L185 251L186 250H190V249H188L187 247V249H185V251H184V253H183V250H182ZM191 247H189V248H191ZM198 247V246H197ZM94 248V247H93ZM92 248V249H93ZM100 248V247H99ZM124 248V247H123ZM150 248V247H149ZM163 248V249H164ZM192 248H195V247H192ZM191 248V249H192ZM119 249V248H118ZM128 249L130 250V248H129V246H128ZM127 249V251H128V255L130 254V252L132 253V249L130 250V252H129V250ZM141 249H143V248H141ZM168 249V248H167ZM91 250V249H90ZM105 250H107L108 251V253H110L109 251L111 250V254H108V256L105 258V260L103 261V259H102V264H123V262H122V258L120 257H118V256H113V254H114V252H113V254H112V250L113 249H111V248H109V249H105ZM136 250H138V249H136ZM155 250H157V249H155ZM160 250V252H161V249H159ZM164 250H166V248L164 249ZM201 250V249H200ZM26 251V250H25ZM57 251V250H56ZM64 251V250H63ZM119 251V250H118ZM146 251V250H145ZM191 251V250H190ZM190 251H189V253H190ZM197 251V250H196ZM195 251V254L198 252H196ZM62 251H60V253H61ZM95 252V254L93 253V251L91 250L90 251V253H91V255L93 256H91L90 255V257L91 258H82V257H79V259H81L83 262H87V263H93V264H98L99 262H101V259L99 258L100 257V255L98 256L97 254H99V253H96V251H94ZM105 252L106 251H104V254H105ZM134 252V251H133ZM139 252H141V251H139ZM154 252V251H153ZM158 252V251H157ZM43 253V252H42ZM59 253V252H58ZM135 253V252H134ZM188 253V252H187ZM34 254V253H33ZM62 255H60L61 256V258H60V256H58L59 257V259H62V261H61V264H62V262L64 261H66V263H64V264H74L73 262H74V260L73 259H70L69 257H67V253H61ZM143 254H147V253H143ZM143 254H140V256H142ZM166 254V253H165ZM173 254V253H172ZM176 254V253H175ZM194 254V255H195ZM26 255H28V254H26ZM138 255V254H137ZM136 255V257H138ZM148 255H149V253H148ZM147 255V256H148ZM161 255H162V253H161ZM170 255V254H169ZM64 256H66L65 257V259H64ZM95 256H98L97 258H94ZM127 256V255H126ZM147 256L146 255H143L142 257H143V260L145 259V258H147ZM150 256V255H149ZM158 256L160 257V255L158 254ZM158 256H156V257H158ZM163 256V255H162ZM187 256H189V255H187ZM197 256V254L194 256V262L197 260L198 262H199V260H200V262L199 263H196V264H200V263H204V264H209L208 262H206L205 263V261H203L200 257L198 258V256ZM223 256V255H222ZM25 257V256H24ZM36 257V256H35ZM118 257V258H117ZM164 257V256H163ZM196 257V258H195ZM31 258V257H30ZM135 258V257H134ZM141 258V257H140ZM140 258H138V261L140 260H142V259H140ZM199 260H198V259ZM27 259V258H26ZM148 260H149V257L147 258ZM146 259V260H147ZM157 259V258H156ZM160 259V258H159ZM158 259V260H159ZM219 259L220 260H217L218 261V264L219 263H221L222 261V257H219ZM146 260H144V262L146 261ZM150 260H154V259H150ZM150 260H149V262L148 261H146V262H148V264H152L151 262H150ZM185 260V259H184ZM184 260H181V261H184ZM215 260V259H214ZM224 260L225 259H223V262H224ZM25 261V260H24ZM58 261H60V260H58ZM124 261V260H123ZM155 261V260H154ZM160 261V260H159ZM161 261L163 262V260L161 259ZM202 261V262H201ZM208 261V260H207ZM211 261V260H210ZM217 261H215V263L217 262ZM227 261V260H226ZM129 262V261H128ZM135 262V261H134ZM145 262V263H146ZM222 262V263H223ZM136 263V262H135ZM154 263V262H153ZM158 263V262H157ZM173 262H171V264H172ZM211 264H212V262H210ZM221 263V264H222ZM20 264H31L30 262H20ZM99 264H101V263H99ZM155 264V263H154ZM164 264H166V262H164ZM175 264V263H174ZM184 264V263H183ZM195 264V263H194Z\"/></svg>",
	"mask_w": 264,
	"mask_h": 264
}]
</instances>
